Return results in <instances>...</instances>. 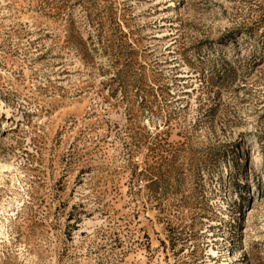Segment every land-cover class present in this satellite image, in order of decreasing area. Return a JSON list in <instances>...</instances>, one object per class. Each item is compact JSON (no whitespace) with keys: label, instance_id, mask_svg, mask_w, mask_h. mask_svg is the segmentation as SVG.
<instances>
[{"label":"rangeland","instance_id":"obj_1","mask_svg":"<svg viewBox=\"0 0 264 264\" xmlns=\"http://www.w3.org/2000/svg\"><path fill=\"white\" fill-rule=\"evenodd\" d=\"M0 264H264V0H0Z\"/></svg>","mask_w":264,"mask_h":264}]
</instances>
